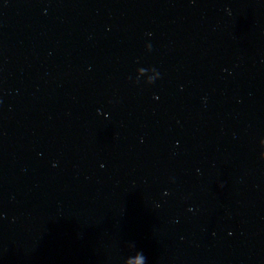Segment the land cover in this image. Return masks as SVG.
Masks as SVG:
<instances>
[{"label":"water","instance_id":"water-1","mask_svg":"<svg viewBox=\"0 0 264 264\" xmlns=\"http://www.w3.org/2000/svg\"><path fill=\"white\" fill-rule=\"evenodd\" d=\"M0 264H264V0H0Z\"/></svg>","mask_w":264,"mask_h":264}]
</instances>
